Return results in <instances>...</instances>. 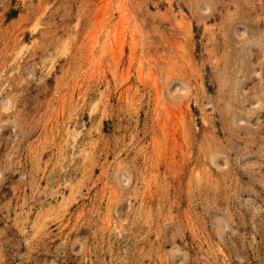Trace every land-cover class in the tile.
<instances>
[{
    "label": "rangeland",
    "instance_id": "obj_1",
    "mask_svg": "<svg viewBox=\"0 0 264 264\" xmlns=\"http://www.w3.org/2000/svg\"><path fill=\"white\" fill-rule=\"evenodd\" d=\"M0 264H264V0H0Z\"/></svg>",
    "mask_w": 264,
    "mask_h": 264
}]
</instances>
